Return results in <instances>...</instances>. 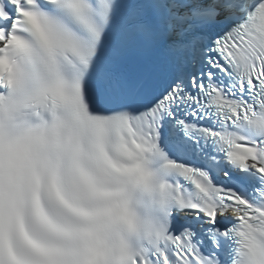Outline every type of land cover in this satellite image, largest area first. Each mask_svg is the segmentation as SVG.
<instances>
[{"label": "snow or ice", "instance_id": "snow-or-ice-1", "mask_svg": "<svg viewBox=\"0 0 264 264\" xmlns=\"http://www.w3.org/2000/svg\"><path fill=\"white\" fill-rule=\"evenodd\" d=\"M0 264H264V0H0Z\"/></svg>", "mask_w": 264, "mask_h": 264}]
</instances>
